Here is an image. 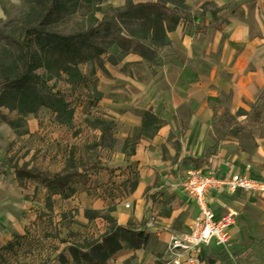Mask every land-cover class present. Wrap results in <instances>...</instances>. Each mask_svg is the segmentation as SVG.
Listing matches in <instances>:
<instances>
[{
	"label": "crops",
	"instance_id": "0c3cea01",
	"mask_svg": "<svg viewBox=\"0 0 264 264\" xmlns=\"http://www.w3.org/2000/svg\"><path fill=\"white\" fill-rule=\"evenodd\" d=\"M211 1L240 4L223 11L226 22L218 27L207 13L196 46L191 33H169L179 54L173 62L125 84L110 79L107 89L104 83L100 102L107 114L97 117L114 124L94 130L93 147L82 134L73 138L66 123L21 135L44 140L29 148L19 141L14 161L0 164V248L13 242L5 250L9 264H97L94 248L107 244L114 226L143 232L117 239L120 248L105 264H160L171 231L190 227L198 210L180 185L189 168L222 175L251 162L253 174L264 178V103L253 123L243 125L264 92V0ZM132 66L143 71L138 62ZM148 110L163 124L154 137L136 136ZM222 110L240 127H219ZM106 133L112 139L102 141ZM80 149L83 158L72 154ZM209 203L219 215L236 213L232 241L264 244V197L212 192ZM151 215L159 227H146ZM210 255L206 263L219 264Z\"/></svg>",
	"mask_w": 264,
	"mask_h": 264
},
{
	"label": "rangeland",
	"instance_id": "374dc122",
	"mask_svg": "<svg viewBox=\"0 0 264 264\" xmlns=\"http://www.w3.org/2000/svg\"><path fill=\"white\" fill-rule=\"evenodd\" d=\"M129 1L138 4V10L118 12L117 9H122ZM159 1L0 0V164L7 160L14 161L18 154L16 148L19 141L22 142L21 146L29 148L36 138L38 141L44 140L43 137L35 138L27 134L21 137L22 134L35 128H59L62 123L68 124L73 138L82 134L87 147L90 148L91 145L93 147L94 143L98 142L94 137V130L105 126L109 130L114 124L106 117L105 120L97 117L98 112L101 117L107 114L106 105L100 102L104 96L101 91L104 83L107 89L110 87V79L125 84L130 82L129 77L137 75L142 78L145 69L153 73L161 65L173 62L179 58V54L172 46L171 33H175L179 28L185 34L191 33L195 37L196 46L199 43V31L207 27L204 26L207 13L211 16L210 25L218 27L226 22L222 17L223 11L226 9L232 12L240 4V1H231L229 5L221 6L211 0H183L179 4L181 20L173 27L163 7L157 4ZM167 4L174 6L175 3ZM197 17L201 18L200 22ZM102 20L114 21L123 27L124 32L135 40L131 45V51L124 53L113 33L111 37L103 36L94 41L99 50H103L102 53L89 48L84 56H76L73 62L72 59L68 61L67 54L61 49L52 48L47 42L48 39L39 42L36 37V28L58 35L74 34L92 25H98ZM23 41L29 44L32 52L33 72L38 75L40 81H47L53 92L60 94L57 104L42 103L41 91L37 84L29 82L23 86L13 87L8 81L24 68V52L21 45ZM138 41L152 44L156 48L157 55L153 60L145 59L134 49ZM136 57L138 58L134 60ZM135 62L143 66V71L135 70L132 66ZM260 99L261 104L250 108L244 126L252 124L255 117L260 115L264 92ZM220 115L225 123H220L219 127L221 125V128L231 125L234 128L240 127L237 124L241 123H236L229 112L222 110ZM145 121L146 125L150 126L137 130L136 136L143 134L154 137L164 120L154 122L148 117ZM184 129L186 128L180 127L179 132H183ZM104 138L111 140L112 136L106 133ZM178 145L175 143V146ZM210 147L216 150L217 143ZM72 154L81 158L86 156V152L84 154L81 149ZM74 178L77 179L76 176ZM49 205L50 201H47L46 206ZM210 252L209 262L212 263L264 264V244L256 246L232 241L230 252L217 249ZM11 256L6 255L5 251L0 252V264H9Z\"/></svg>",
	"mask_w": 264,
	"mask_h": 264
},
{
	"label": "built area",
	"instance_id": "2783aa9c",
	"mask_svg": "<svg viewBox=\"0 0 264 264\" xmlns=\"http://www.w3.org/2000/svg\"><path fill=\"white\" fill-rule=\"evenodd\" d=\"M252 169L250 162L236 172L222 175L212 170L205 173L198 167L187 170L180 185L192 197L198 210L190 227L171 231L165 252L159 256L160 264H207V251H231L230 229L237 221L236 213L217 214L209 203V197L212 192L234 194L238 191L253 192L264 197V178L254 175ZM151 226L159 227L154 215L146 224V227Z\"/></svg>",
	"mask_w": 264,
	"mask_h": 264
},
{
	"label": "trees",
	"instance_id": "16d2710c",
	"mask_svg": "<svg viewBox=\"0 0 264 264\" xmlns=\"http://www.w3.org/2000/svg\"><path fill=\"white\" fill-rule=\"evenodd\" d=\"M162 1L164 3H162ZM183 0H160L157 2L158 5H161L165 12L168 15V19H170L171 25L174 27L180 22L181 14H180V5ZM167 2H171L174 4H167ZM122 9H117L118 12L123 13L126 11H136L138 10V4L133 3L132 1L127 2ZM37 33L36 37L39 42H43L48 39V44L55 49H61L68 56V61L74 62L76 56H84L86 52H88L89 48L96 50L99 53H102L103 50H99V47L95 44V40L107 36L111 37L114 33L116 35L115 38H118V42L121 44L124 53L131 51V45L135 42L133 38H130L127 33L124 32V29L121 25L114 21H104L98 25H92L88 27V29L83 31L74 32V34H55L52 32H48L44 29L36 28ZM115 42V41H112ZM23 47V70L17 76L13 78H9L8 81L11 83L13 87L23 86L26 83H34L39 85L41 91V97L43 99L44 104H50L54 102L57 104L60 100V94L58 92H53L52 88L49 86L47 81H40L39 77L36 73L33 72L32 68V52L30 46L27 42L21 43ZM137 47L134 48L138 52L142 54V56L146 59L153 60L157 55V50L149 43H143L138 41L136 44ZM72 59V60H70ZM144 119L146 120L148 117L150 120L154 122H161L160 119L153 114L150 110L144 112ZM161 124L159 123V126ZM150 124L144 126L145 128L149 127ZM158 129V128H157ZM104 138V136H103ZM143 229H136L133 226H114L112 230L106 236L105 240L107 241L106 245H98L95 246L94 255L99 257V261L97 264H105V261L109 256H112L114 252L118 248H120V244L117 243V239L125 238L131 239L135 236H139ZM13 242H9L6 246H2L0 248V252L7 250L9 247L13 246Z\"/></svg>",
	"mask_w": 264,
	"mask_h": 264
}]
</instances>
